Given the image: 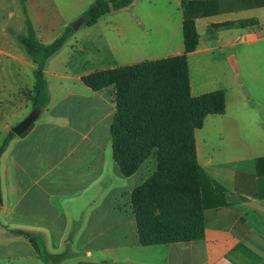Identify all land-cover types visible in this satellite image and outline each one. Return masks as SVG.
I'll list each match as a JSON object with an SVG mask.
<instances>
[{
    "label": "crops",
    "instance_id": "obj_1",
    "mask_svg": "<svg viewBox=\"0 0 264 264\" xmlns=\"http://www.w3.org/2000/svg\"><path fill=\"white\" fill-rule=\"evenodd\" d=\"M86 1L72 0L74 16L95 0ZM183 1L198 36L186 54L189 93L224 94V113L194 132L196 160L224 192L207 191L202 239L142 246L131 194L151 171L121 175L111 148L113 89L93 91L82 78L183 55ZM39 8L30 17L47 46L72 15L55 19ZM115 16L124 23L107 18ZM19 19L0 26V147L34 111L37 66L20 42L25 14ZM244 21L252 23L238 26ZM44 74L48 103L0 157V264H45L18 231L40 235L50 254L64 255L58 264H264V0H133L82 24Z\"/></svg>",
    "mask_w": 264,
    "mask_h": 264
},
{
    "label": "trees",
    "instance_id": "obj_2",
    "mask_svg": "<svg viewBox=\"0 0 264 264\" xmlns=\"http://www.w3.org/2000/svg\"><path fill=\"white\" fill-rule=\"evenodd\" d=\"M133 0H95L85 12V26L113 10L128 6ZM26 19L27 34L20 39L37 66L36 84L31 101L40 112L48 103V88L44 68L46 60L60 51L74 32L71 27L52 44L43 45L21 0ZM184 54L181 56L142 62L129 67L93 73L82 82L93 91L113 87L117 96V114L110 127L112 156L124 177L133 175L141 164L155 153L158 171L131 194L132 210L136 218L138 236L142 246L187 242L203 238V209L207 191L224 190L205 175L196 160L194 132L208 115L224 113V94L221 91L192 97L189 93L186 54L195 50L198 36L193 18L182 2ZM252 23L238 22V26ZM235 24L222 26L230 28ZM34 125L24 134L26 136ZM16 136L11 131L0 147V157ZM176 165L181 177L192 179L196 188L194 202L179 193L174 198L155 189L161 178V167ZM165 219L174 220L165 228ZM164 222V223H163ZM167 225V224H166ZM26 238L45 264H58L64 255L47 251L43 238L35 233L16 232Z\"/></svg>",
    "mask_w": 264,
    "mask_h": 264
},
{
    "label": "rangeland",
    "instance_id": "obj_3",
    "mask_svg": "<svg viewBox=\"0 0 264 264\" xmlns=\"http://www.w3.org/2000/svg\"><path fill=\"white\" fill-rule=\"evenodd\" d=\"M69 1L70 0H25V6L28 10L29 16L31 13L32 17H35L34 6H35V4L37 6V3H38L40 5L41 12L45 11V12H47L48 15L54 16L55 19L59 16V12H62L64 17H66V18L68 15H72L71 16L72 18L68 17V18L72 19L71 24L73 22H75L76 20H78L79 18H82V17L85 18L84 17L85 13H81L77 17L74 16L77 13H80V11H77V13L74 12L73 8H72V0H71L70 4H69ZM105 1L110 3L111 0H105ZM87 2H88V0L86 1V3ZM28 3H30V7H31L30 12H29ZM86 3H85V5H86ZM69 5L71 8V12L66 10V8ZM145 5L146 4L143 1H140L139 3H137V6H145ZM23 8L24 7H23L21 0H0V26H1V24L6 25L9 23L17 25L18 21L20 20L19 18L24 17ZM37 9H38V7H37ZM131 10L132 9H130L127 12V14L132 13L133 10L132 11ZM11 12L14 14L13 20H11L7 17L8 14ZM125 12L126 11L122 10L120 14H122V16H123L125 14ZM4 15H6V18H4ZM122 16H118L117 18H116V16L115 17H107V18H109L111 21H113V23L120 24L121 20H122V23H124V19ZM111 18H114V19H111ZM0 45H1V47L3 46V43L1 41H0ZM112 89H113V91H112L113 92V94H112L113 102L115 104V97L117 96V94L115 93V89L113 87H112ZM28 96H29V99L31 100L32 95L29 94ZM32 106H33V102H32ZM33 110H34V107H33ZM31 113L32 112L28 113L25 117L30 116ZM116 114H117V107H116ZM144 165L147 168H149V170L151 171L149 176L147 177V180H150L154 175H156V172L158 171V163L156 160L155 153L152 154V156H150L148 159H146L141 164L140 167H142ZM174 167L176 168L175 164L172 165L169 169H166L165 166L161 167V169H162L161 170V178L159 177L160 181L158 182L157 185H155V189L164 195L167 192H169L173 198H174V195H178L179 193H184L185 195L188 196V198L192 202H194L195 195H196V188H194L192 186V179H188L187 177L186 178L181 177L176 172ZM173 221L174 220L165 219V223L163 222L165 228L169 227L168 225H172Z\"/></svg>",
    "mask_w": 264,
    "mask_h": 264
},
{
    "label": "water",
    "instance_id": "obj_4",
    "mask_svg": "<svg viewBox=\"0 0 264 264\" xmlns=\"http://www.w3.org/2000/svg\"><path fill=\"white\" fill-rule=\"evenodd\" d=\"M85 23V18H79L78 20H76L75 22H73L70 27L72 28L73 31L77 30L82 24ZM39 115V112L34 110L30 116H28L25 120H23L19 125H17L15 128H13V132L18 135L21 136L22 134H24L33 124L34 122L37 120ZM3 204V197H2V192H1V185H0V207Z\"/></svg>",
    "mask_w": 264,
    "mask_h": 264
}]
</instances>
